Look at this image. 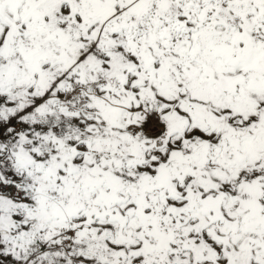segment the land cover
Returning <instances> with one entry per match:
<instances>
[{
    "label": "snow or ice",
    "instance_id": "1",
    "mask_svg": "<svg viewBox=\"0 0 264 264\" xmlns=\"http://www.w3.org/2000/svg\"><path fill=\"white\" fill-rule=\"evenodd\" d=\"M0 264H264V0H0Z\"/></svg>",
    "mask_w": 264,
    "mask_h": 264
}]
</instances>
